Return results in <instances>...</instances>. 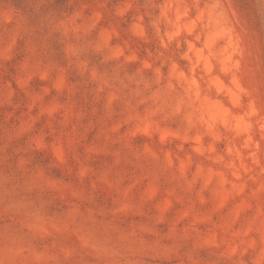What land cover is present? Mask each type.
<instances>
[{
  "label": "rangeland",
  "instance_id": "obj_1",
  "mask_svg": "<svg viewBox=\"0 0 264 264\" xmlns=\"http://www.w3.org/2000/svg\"><path fill=\"white\" fill-rule=\"evenodd\" d=\"M0 264H264V0H0Z\"/></svg>",
  "mask_w": 264,
  "mask_h": 264
}]
</instances>
